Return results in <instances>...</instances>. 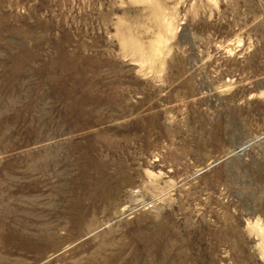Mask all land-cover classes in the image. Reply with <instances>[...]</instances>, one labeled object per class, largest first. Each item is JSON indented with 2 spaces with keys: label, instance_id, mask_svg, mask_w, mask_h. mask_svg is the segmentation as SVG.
Returning <instances> with one entry per match:
<instances>
[{
  "label": "rangeland",
  "instance_id": "rangeland-1",
  "mask_svg": "<svg viewBox=\"0 0 264 264\" xmlns=\"http://www.w3.org/2000/svg\"><path fill=\"white\" fill-rule=\"evenodd\" d=\"M0 264H264V0H0Z\"/></svg>",
  "mask_w": 264,
  "mask_h": 264
}]
</instances>
